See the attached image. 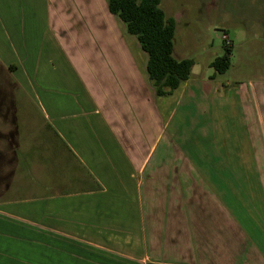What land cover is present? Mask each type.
Masks as SVG:
<instances>
[{
    "label": "crops",
    "instance_id": "1",
    "mask_svg": "<svg viewBox=\"0 0 264 264\" xmlns=\"http://www.w3.org/2000/svg\"><path fill=\"white\" fill-rule=\"evenodd\" d=\"M116 18L0 0V67L26 98L0 103V264H264L263 95L192 67L157 96Z\"/></svg>",
    "mask_w": 264,
    "mask_h": 264
},
{
    "label": "rangeland",
    "instance_id": "2",
    "mask_svg": "<svg viewBox=\"0 0 264 264\" xmlns=\"http://www.w3.org/2000/svg\"><path fill=\"white\" fill-rule=\"evenodd\" d=\"M104 1L106 4L107 0ZM160 7L175 23L173 55L176 59H192L195 75H212L214 70L209 64L230 46V68L224 74H215L217 82L226 89L240 88L248 92L250 102L256 98L261 103L262 95L264 97V0H161ZM15 16L17 23L27 22V13L18 12ZM67 21L70 23L69 32L66 31L68 37L57 33L59 38L78 37L81 42L90 38L88 31L78 30L71 20ZM129 37L135 41L134 37ZM8 75L0 67V103L25 102V96Z\"/></svg>",
    "mask_w": 264,
    "mask_h": 264
},
{
    "label": "trees",
    "instance_id": "3",
    "mask_svg": "<svg viewBox=\"0 0 264 264\" xmlns=\"http://www.w3.org/2000/svg\"><path fill=\"white\" fill-rule=\"evenodd\" d=\"M161 0H107L109 14L117 17L147 55L146 74L157 96H168L190 79L194 61L173 55L175 23L160 7ZM231 47L216 57L209 67L214 74L230 68Z\"/></svg>",
    "mask_w": 264,
    "mask_h": 264
}]
</instances>
